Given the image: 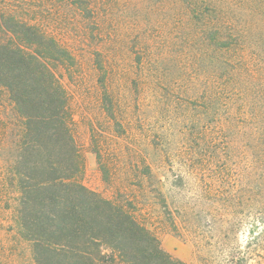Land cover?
Masks as SVG:
<instances>
[{"label": "trees", "instance_id": "trees-1", "mask_svg": "<svg viewBox=\"0 0 264 264\" xmlns=\"http://www.w3.org/2000/svg\"><path fill=\"white\" fill-rule=\"evenodd\" d=\"M59 1L98 20L104 40L90 0ZM154 1L152 13H170L178 45L139 33L131 58L142 95L181 117L177 141L165 140L163 129L151 131L171 151L162 163L179 173L165 192L154 163L142 160L125 179L130 187L119 185L111 199L80 182L84 160L62 82L78 71L76 53L34 7L0 6V93L12 110L11 118H0V227L7 223L10 233L0 245L25 246L31 264H187L166 253L148 227L156 210L158 226L197 246L209 236L227 246L246 224V246L230 247L224 262L264 264V0ZM108 36L107 48L132 39ZM168 54L171 69L163 66ZM94 63L101 107L116 121L107 84L113 67L99 52ZM96 154L104 181L116 184ZM236 154L246 159L245 185L230 167Z\"/></svg>", "mask_w": 264, "mask_h": 264}, {"label": "rangeland", "instance_id": "rangeland-1", "mask_svg": "<svg viewBox=\"0 0 264 264\" xmlns=\"http://www.w3.org/2000/svg\"><path fill=\"white\" fill-rule=\"evenodd\" d=\"M4 1L12 7L32 9L34 7L38 17L47 24L49 31L57 34L61 41L76 53L79 61L78 71L72 75V79L62 78V82L70 97L72 135L84 160L81 184L103 198L111 199L119 185L130 187L125 179L132 176L133 165L147 160L154 163V172L162 177L166 184L165 192L168 191L171 182L177 181L175 176L178 175L179 168L175 167L169 172L168 166L162 163L164 155L171 151L166 144H163L165 149L158 145L159 143L152 138L151 131L156 134L163 129L165 140L177 141L175 128L178 127L181 117L177 115L175 109L167 108L160 103L158 107L153 96L150 94L144 96L137 89L140 71L132 62L131 47L139 33L149 34L155 40L166 35L170 46L178 45V33L174 34L176 30L169 21L170 13L167 11L159 15L152 13L154 0H90L91 5L97 7L96 19L99 17L103 25L104 40H100L101 32L94 27L100 26L98 20L97 24H94L95 20L86 14L82 15L74 8H64L59 0L53 2L38 0L36 3L32 0H0V6ZM108 35H116L117 40L125 42L129 38L132 39L126 44L114 41L112 46L107 48L105 44ZM97 52L102 54V59H109V64L113 67L109 69L111 72L109 77L107 76V84L118 104L115 107L116 121L110 120L101 107V89L97 82L98 73L94 63ZM115 61L116 64L113 65ZM163 63L165 68H172L169 54ZM133 81L136 83V89ZM0 102L2 105L0 118H11V106L4 91L0 93ZM148 134L151 135V139ZM98 152L101 153L102 161L114 172L116 184L104 181L98 165L96 154ZM245 161L246 159L240 158V154L231 155L230 167L234 171L233 177L241 185H245L247 180L248 170L245 168ZM157 213L158 210L152 216L155 221H151L155 226L159 225L156 218L160 216ZM155 226L149 224L148 227L154 232L161 248L173 258L187 264H226L224 261L228 259L230 247L243 250L249 240L247 232L249 226L246 224L235 232V237L230 234L228 245L224 247H222L224 240L221 237L218 243L213 236H209L211 238L197 246L183 234L179 237L167 226H158L160 228ZM8 227L7 223L0 227V237L10 235ZM0 264H31L29 252L25 246L22 250L20 248L14 250L11 245H0ZM248 264L255 262L251 261Z\"/></svg>", "mask_w": 264, "mask_h": 264}]
</instances>
